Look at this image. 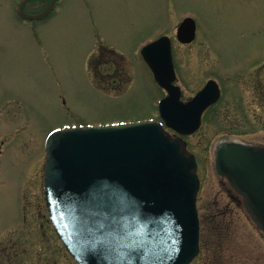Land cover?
<instances>
[{"label": "rangeland", "instance_id": "rangeland-1", "mask_svg": "<svg viewBox=\"0 0 264 264\" xmlns=\"http://www.w3.org/2000/svg\"><path fill=\"white\" fill-rule=\"evenodd\" d=\"M20 1L0 0V264H79L49 220L46 139L78 123L155 119L166 92L141 49L167 34L185 99L210 78L222 87L184 137L201 179L202 251L191 264H264V232L215 165L220 142L264 145V0H59L36 22L18 16ZM186 15L198 28L190 44L176 37ZM100 45L115 50L100 69L119 68V89L104 90L95 75ZM209 213L218 217L209 222Z\"/></svg>", "mask_w": 264, "mask_h": 264}, {"label": "water", "instance_id": "water-1", "mask_svg": "<svg viewBox=\"0 0 264 264\" xmlns=\"http://www.w3.org/2000/svg\"><path fill=\"white\" fill-rule=\"evenodd\" d=\"M30 0H24V5ZM56 0L38 15L48 14ZM196 21L178 28L184 43L196 37ZM142 53L161 86L162 118L182 134L194 133L215 103V80L190 101L181 100L169 37ZM45 194L55 228L80 264H189L200 252L197 160L163 123L54 131L47 140ZM216 171L243 197L264 232V146L235 141L217 145ZM130 240L136 246L130 247Z\"/></svg>", "mask_w": 264, "mask_h": 264}, {"label": "flooded vegetation", "instance_id": "flooded-vegetation-1", "mask_svg": "<svg viewBox=\"0 0 264 264\" xmlns=\"http://www.w3.org/2000/svg\"><path fill=\"white\" fill-rule=\"evenodd\" d=\"M52 0H31L29 1L25 6H24V11L26 12L27 16H24L21 14L20 12V5L21 3L19 4L18 6V9H17V14L19 17H21L25 22H36L38 20H43L44 18H48L49 16H51L53 14V11L55 10V6L57 4V2L59 0H56L52 10L46 14L45 16H42L40 19H34V18H30L28 17V15H38V14H41L42 12H44L50 5ZM29 4H32L33 7L32 9L28 7ZM108 49V50H106ZM108 51H112L111 48H107L105 47L104 45H100L99 46V52L100 54H98V59L96 58L97 60V64H101L102 62H109V60L107 59V56L111 53H109ZM109 53V54H108ZM108 54V55H107ZM117 66V65H116ZM120 70L119 68L117 67V69H115V72L113 73H106V74H102V78H105L108 80L109 84H110V88L113 84H115L114 86V89H119V88H116V87H120L121 88V82H122V79L120 78ZM119 85V86H117ZM107 90H110L109 88ZM9 252L7 251L6 252V255L8 254ZM10 256H8L9 259H11L9 262H11L13 259H14V256H12V254H9Z\"/></svg>", "mask_w": 264, "mask_h": 264}, {"label": "trees", "instance_id": "trees-1", "mask_svg": "<svg viewBox=\"0 0 264 264\" xmlns=\"http://www.w3.org/2000/svg\"><path fill=\"white\" fill-rule=\"evenodd\" d=\"M106 50H108V49H106ZM108 52H109V53H111V52H112V53H115L113 50H112V51H108ZM112 53H111V54H112ZM92 60H93V61H92V63H93V68L95 67V70H94V71H95V75H96L97 79H98V78L100 79V83H99V84H100L102 87H104V88H107V89L109 88V89H110V84H109L108 80L105 79V78H102V74H103L104 72H102L100 68H101V64H103L104 62H102L101 64H97V63L94 64V60H95V58H92ZM104 74H105V73H104ZM99 79H98V80H99ZM123 83H124V81L121 82V87H122ZM217 217H218V216H215L213 213H209V214H208V221H209V222H212V220L216 219ZM213 218H214V219H213ZM221 235H222V238L224 239L223 241L225 242L226 239H225L224 235H226V234L223 235V232H221ZM224 242H223V243H224ZM222 245H223V244H222ZM206 248H208V249H211V248H212V246L210 245V243L207 242ZM219 256H220V258H222V257H223V254H220Z\"/></svg>", "mask_w": 264, "mask_h": 264}, {"label": "snow or ice", "instance_id": "snow-or-ice-1", "mask_svg": "<svg viewBox=\"0 0 264 264\" xmlns=\"http://www.w3.org/2000/svg\"><path fill=\"white\" fill-rule=\"evenodd\" d=\"M129 246L130 247H135L136 246L135 240H130Z\"/></svg>", "mask_w": 264, "mask_h": 264}, {"label": "bare ground", "instance_id": "bare-ground-1", "mask_svg": "<svg viewBox=\"0 0 264 264\" xmlns=\"http://www.w3.org/2000/svg\"><path fill=\"white\" fill-rule=\"evenodd\" d=\"M201 229H202V223H201Z\"/></svg>", "mask_w": 264, "mask_h": 264}]
</instances>
